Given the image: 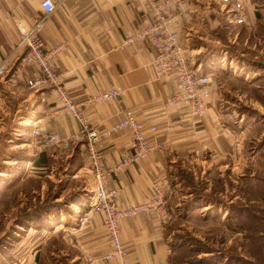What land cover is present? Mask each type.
<instances>
[{"label":"crops","instance_id":"obj_1","mask_svg":"<svg viewBox=\"0 0 264 264\" xmlns=\"http://www.w3.org/2000/svg\"><path fill=\"white\" fill-rule=\"evenodd\" d=\"M240 1L245 19L242 24L229 22L224 6L217 0H188L185 14L190 20L177 17L173 24L191 64L201 66L211 76L212 98L202 116L192 115L185 102L166 104V97L176 90L177 77H156L151 66L154 51L149 41L124 44L125 35L135 34L148 21L144 0H55V10L45 20L41 37L47 48L63 46L52 63L62 74L67 93L81 103L89 124L102 133L130 109L145 127L158 126L157 137L164 142L161 151H151L144 159L123 167L109 183L117 188L116 203L120 208L147 201L156 185L162 189L169 186L174 191L161 213H143L120 221L128 264H171L175 245L168 230L174 217L190 202L191 208L212 207L225 214L226 204L237 197L232 194L223 203L226 194L207 193L214 183L210 178H217L215 182L229 179L226 181L231 184L242 176L247 160L245 141L257 134L255 129L261 116L258 111L256 120L252 117L254 110L257 113L259 109V97L249 100L252 105L246 106L251 107L247 110L251 119L245 118L240 105L246 103L243 97L247 90L258 88V83L264 81V58L237 62V56L228 54L227 44L234 43L235 37L227 30L240 27L253 36L255 29L264 23V0ZM40 15V0H0V63L20 55L16 47L17 24H26ZM222 35L227 42H223ZM36 73L33 64L24 72L15 71L6 81H0V132L7 136L8 143H14L9 148L23 153L24 158L19 156L17 160L26 161L21 176L11 170L4 176L0 171L3 174L0 187L12 184L13 176L29 179L36 168L44 169L45 173L55 167L65 170L67 159L77 150L82 163L73 177L85 171L87 180L83 189L91 191L94 178L82 146L72 152L58 146L45 149L32 136L33 126L60 137L78 131V124L70 114L53 113L60 107L53 90L33 91L27 87L26 80ZM116 88L122 90L116 99L84 103L91 95ZM166 125L168 131L164 130ZM146 133L149 135L148 130ZM99 142L105 165L117 164L131 150V134L127 130L110 136L102 134ZM256 155L257 152L251 154L249 159ZM83 202H75L71 214L59 216L60 225L56 229L63 243L71 248L65 256L74 264H91L88 256L97 259L92 264H119L116 258H102L110 250L102 213L94 214L83 227L76 224L77 217L86 210Z\"/></svg>","mask_w":264,"mask_h":264},{"label":"rangeland","instance_id":"obj_2","mask_svg":"<svg viewBox=\"0 0 264 264\" xmlns=\"http://www.w3.org/2000/svg\"><path fill=\"white\" fill-rule=\"evenodd\" d=\"M227 31L235 37L234 43L229 41L227 44L228 54L237 56V62L264 58V23L255 29L253 36L248 29L240 27H229ZM236 32L241 36L238 34L237 37ZM258 85V88L247 90L243 97L246 103L240 105L245 118L251 119L247 111L251 107L246 106L252 105L249 103L251 100L260 99L257 103L259 107L256 104L259 108L257 113L255 109L252 114L255 120L258 111L261 115L255 129L257 134L245 141L247 160L243 174L231 184L226 181L229 179L221 178L215 182L217 178H210L214 183L207 193L212 196L226 194L223 203L237 195L232 201L244 210L242 214L229 215L230 203H227L226 213L220 214L222 210L218 212L212 207L191 208L190 202L170 223L168 231L175 245L171 264H264V81L261 80ZM1 135L0 132V171L4 176L9 170L21 176L26 163L23 153L9 148V144L14 143H8L7 136ZM33 149L38 150L34 146ZM255 152L257 155L253 156V160L249 159ZM19 156L23 158L17 160ZM79 161L80 156H75L74 162ZM35 170L29 179L13 176L12 184L0 187V264H74L65 256L71 248L63 243L56 228L60 225L61 213L73 212L71 209L75 208L77 201L75 197L83 203L88 198L74 195L86 188L87 175L85 171L76 178L65 175L63 167H55L47 173L44 169ZM223 178L228 177L223 175ZM48 206L52 209L51 213L46 217L43 215L42 219L27 214L32 215L33 209L39 213Z\"/></svg>","mask_w":264,"mask_h":264},{"label":"built area","instance_id":"obj_3","mask_svg":"<svg viewBox=\"0 0 264 264\" xmlns=\"http://www.w3.org/2000/svg\"><path fill=\"white\" fill-rule=\"evenodd\" d=\"M223 7L228 21L233 24H242L244 14L240 0H217ZM148 11V21L135 34L125 35L124 44L131 42L141 43L149 41L152 45L154 56L151 61L156 77H177L176 90L165 99L166 104L185 102L192 115L202 116L212 98L210 90L211 76L203 72L201 66L194 67L185 51L178 32L173 28L177 17L189 21L185 14L188 0H144ZM55 10V0H40L39 17H32L26 24H17V45L20 55L12 61L5 59L0 63V81L15 72H24L25 68L36 65L37 73L26 80V85L33 91L50 88L60 102V107L54 114H70L78 124V131L70 136L60 137L55 132H42L39 126L32 127V136L42 148L58 146L65 152H72L77 146L85 150L86 159L94 178V188L88 191L86 210L77 217L79 227L86 225L96 213H102L103 226L108 237L110 250L102 258L109 260L116 258L119 264H128L126 248L123 245L120 221L130 219L143 213L159 214L163 211L173 189L155 186L150 198L139 204L120 208L116 203L117 188L109 185L112 177L127 165L144 159L151 151L162 150L164 142L157 137L158 126L145 127L133 110H125L123 116L109 128L98 131L92 127L81 108V103L75 102L67 93L62 74L52 63L53 59L61 52L63 46L47 48L41 37L46 18ZM122 94L120 88L105 90L89 96L84 103H100L118 98ZM127 130L131 134V150L114 165L103 164V152L99 142L102 134L110 136L115 132ZM148 130L149 135H147ZM168 131L169 126H164ZM89 263L97 259L88 256Z\"/></svg>","mask_w":264,"mask_h":264},{"label":"trees","instance_id":"obj_4","mask_svg":"<svg viewBox=\"0 0 264 264\" xmlns=\"http://www.w3.org/2000/svg\"><path fill=\"white\" fill-rule=\"evenodd\" d=\"M224 36H225V34H224ZM222 37H223V35H222ZM222 40L225 43V41H226L225 40V37H223ZM78 155H79L78 154V151L75 150L74 153H73V155L70 158L67 159V160H69V162H68L67 168L65 169L66 172H64L65 175L69 174L70 176H73L75 174L76 169L79 167L78 165H81V163H82L81 157H80V161L79 162H77V163L74 162L75 156H78ZM186 183L187 184H191V180H187L186 179ZM74 195L79 196V197H83L82 195L88 196V190L87 189H80V190L76 191ZM75 200H77L76 202H80L78 200V197H75ZM234 203H233V201L230 203V206H229V209H230L229 215H232V213H235V215L242 214L241 212H242V210H244L243 207L234 205ZM51 210L52 209L50 208V206H48V207H44L43 210L41 212H39V213H36L35 210L33 209V211H32L33 214L32 215L30 213H27V214L30 217H33L34 218V217L37 216L39 219H42L43 218V215L45 217L48 216V214L51 213Z\"/></svg>","mask_w":264,"mask_h":264}]
</instances>
